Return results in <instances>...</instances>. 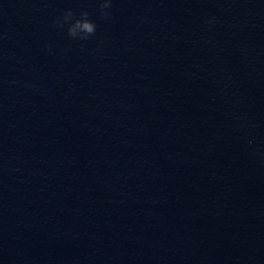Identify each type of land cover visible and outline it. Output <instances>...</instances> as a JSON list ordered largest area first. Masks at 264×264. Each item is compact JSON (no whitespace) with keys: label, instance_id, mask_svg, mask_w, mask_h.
I'll return each instance as SVG.
<instances>
[{"label":"water","instance_id":"95a60500","mask_svg":"<svg viewBox=\"0 0 264 264\" xmlns=\"http://www.w3.org/2000/svg\"><path fill=\"white\" fill-rule=\"evenodd\" d=\"M110 12L0 0V264H264V0Z\"/></svg>","mask_w":264,"mask_h":264},{"label":"clouds","instance_id":"9594fccd","mask_svg":"<svg viewBox=\"0 0 264 264\" xmlns=\"http://www.w3.org/2000/svg\"><path fill=\"white\" fill-rule=\"evenodd\" d=\"M98 4L100 19L106 22L110 21V9L113 6V0H98ZM205 23L209 27L213 26L216 23V17L207 18ZM53 26L58 29H66L67 37L73 41L87 42L97 32V22L91 18L90 13L86 10L76 13L69 8L54 20ZM251 144L252 141L249 140V145L251 146Z\"/></svg>","mask_w":264,"mask_h":264}]
</instances>
